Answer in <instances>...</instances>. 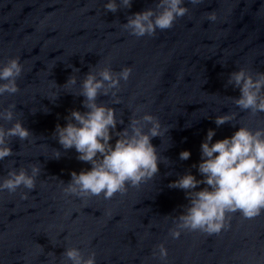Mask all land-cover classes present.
<instances>
[{
	"label": "clouds",
	"instance_id": "9594fccd",
	"mask_svg": "<svg viewBox=\"0 0 264 264\" xmlns=\"http://www.w3.org/2000/svg\"><path fill=\"white\" fill-rule=\"evenodd\" d=\"M132 2L107 0L104 8L106 12L116 13L119 9H130ZM185 2L156 0L155 7L127 16V22L121 26L136 38L155 37L157 30L172 29L179 18L189 13ZM202 2L187 0L192 5ZM205 16L210 22L216 19L213 11L205 13ZM75 71L79 72V69L75 68ZM23 72L24 65L19 56L0 62V96L14 95L20 91L17 80ZM131 74V67L125 66L117 72L109 63L100 66L98 62L84 75L78 93L67 92L84 97L82 106L86 111L71 110L65 117L66 125L55 126L53 137L65 151L74 148L78 153L77 160L90 164L91 169L79 173L72 171L67 184L60 181L64 185L65 196L82 201L101 196L111 200L116 194L126 193L128 187L139 188L159 174L161 156L152 140L168 133L172 127L162 126L160 119L150 113L137 115L134 112L127 126L122 131H116L117 125L124 121L117 118L115 108L97 102L100 96H111L115 98L113 103L119 104L121 81L126 83ZM76 83L77 77L71 75L59 87H70ZM228 85L239 90V97L228 98L240 112L251 117L264 113V72L240 67L229 74L226 87ZM15 110V104L0 109V120H15L9 128L0 124V161L14 154L10 147L13 138L25 141L33 135L19 119H15ZM237 115V112L217 115L214 123L217 127L231 123ZM215 135L214 129L207 131L201 143V162L192 166L197 168L203 179H197L188 172L168 185L183 190L189 201L183 206L182 213L173 217L174 227L169 229L172 239H178L184 231H199L208 236L219 234L228 227L230 214L239 212L244 218L253 219L264 211V127L253 129L241 125L231 137L213 143ZM113 137H117L114 145L110 143ZM61 156L57 150L56 159ZM190 156L188 150L179 153L182 161ZM164 159L170 161L167 157ZM28 168L10 167L7 175L0 177V192L15 194L21 188L34 190L42 169L39 164H30ZM201 184L205 187L197 191ZM26 198L27 193L22 192L21 199ZM49 254L54 256V253ZM152 255L166 260L168 251L161 243L155 246ZM61 257L62 264H96L94 251L85 254L78 247L66 248Z\"/></svg>",
	"mask_w": 264,
	"mask_h": 264
}]
</instances>
